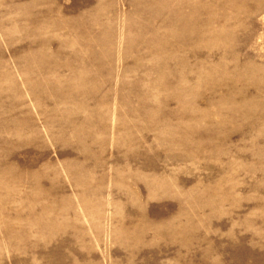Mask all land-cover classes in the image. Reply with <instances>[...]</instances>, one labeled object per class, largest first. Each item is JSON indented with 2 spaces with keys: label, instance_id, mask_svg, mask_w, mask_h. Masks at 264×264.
<instances>
[{
  "label": "rangeland",
  "instance_id": "rangeland-1",
  "mask_svg": "<svg viewBox=\"0 0 264 264\" xmlns=\"http://www.w3.org/2000/svg\"><path fill=\"white\" fill-rule=\"evenodd\" d=\"M0 264H264V0H0Z\"/></svg>",
  "mask_w": 264,
  "mask_h": 264
},
{
  "label": "bare ground",
  "instance_id": "bare-ground-1",
  "mask_svg": "<svg viewBox=\"0 0 264 264\" xmlns=\"http://www.w3.org/2000/svg\"><path fill=\"white\" fill-rule=\"evenodd\" d=\"M194 10H195V9H194ZM192 12H193V10H192ZM195 13H196V12H195ZM175 14H176V13H175ZM175 14H174V15H175ZM177 14H178V13H177ZM194 16H195V15H194ZM180 19H181V18H178V20H180ZM181 21H183V20L181 19ZM178 22H179V21H178ZM189 22H190V21H189ZM193 24H194V23H193ZM186 25H187V24H186ZM186 27H187V26H186ZM190 27H191V26H190ZM187 29H188V28H187ZM191 34H192V33H191ZM191 34H190V35H191ZM190 37H191V36H190Z\"/></svg>",
  "mask_w": 264,
  "mask_h": 264
}]
</instances>
